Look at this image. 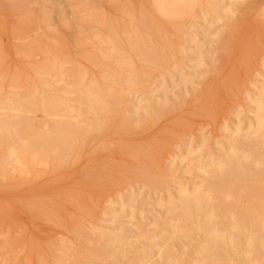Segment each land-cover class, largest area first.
<instances>
[{"label":"rangeland","instance_id":"obj_1","mask_svg":"<svg viewBox=\"0 0 264 264\" xmlns=\"http://www.w3.org/2000/svg\"><path fill=\"white\" fill-rule=\"evenodd\" d=\"M239 1L240 7L246 10L247 1ZM150 2L158 11L153 0ZM127 3L129 11L124 8ZM196 3L197 0H159L158 13L168 17V20H164L169 21L170 18V23L171 20L174 22V18L176 22L181 20L178 24L175 22L174 27L170 23L167 25L166 21L165 24L158 20V23H153L145 0H0V28H7L4 31L0 29V60L3 67L10 68L4 72H1L3 67L0 70V83L4 84V90L23 91L29 87L28 79L31 76L34 75L35 80L34 77L31 79L35 82L36 78H39V71V74H36L33 70L39 66L43 68L48 64L47 59H52L51 64H56L57 69L60 64L59 67L63 70L60 68L56 71L51 68L52 70L45 71L48 64L45 70L40 69L41 72L45 71L41 76L50 77L57 81L58 85H66L68 88L93 83L98 88L115 92L123 99V115L133 110L131 105L142 98L146 90L153 89L151 92L154 91L166 99L167 105L169 102H173V105L176 103L175 106L172 105L173 108L168 105L169 108L159 119L147 128L137 125L123 136L111 131L108 135L101 136L93 132L83 145L80 156L72 162L69 161V166L66 163L64 166L67 168H61L64 172H71L63 179L66 185L74 190L76 186L85 183V172L88 169L97 170L108 162L113 167L118 164L123 166V170L116 174L117 180H106L105 189L98 194L96 200L74 216L76 223L73 225H68L69 223L62 220L59 222L60 214L71 215L72 204L61 202L58 206L53 203V194L50 191H42L46 190V185H50L51 179L57 178L59 172L44 171L34 177L33 186L40 188L38 190L42 192L39 198L48 201L49 207L39 216H35V219L32 218V211L30 214V210L23 211L28 212L26 214L19 210L18 214L21 215L17 214L19 218L16 216V225L0 222V264H62L59 258L64 247L72 249L79 246L76 239L77 229L83 233L80 238L85 241V245L92 247L99 232L106 228L115 229L118 234L125 232L126 239L111 243L114 249L122 247L121 243L125 247L122 259L117 264H123L121 261L129 258L136 249L140 254H148L149 263L163 264L161 257H176L183 252L188 256L187 264L198 260L199 255L195 250L203 241L201 233L195 238L176 237L170 227L174 215L168 213L165 204L169 196L176 197L180 182L193 184L203 178L195 164H189L188 158H184L187 147L195 149L203 138L205 146L200 153L217 154L225 150L228 135L238 122L244 132L252 120L254 113L250 100L264 83V13L257 17L250 13H237L231 25L230 21L208 24L202 18L199 7L193 10L194 13L184 16L187 14L185 11ZM236 15L243 17L245 23L249 21L248 24H253L256 21L259 24H256L251 33L241 34ZM16 24L24 26L15 29ZM136 24L139 26L136 28L137 32L145 38L147 48L155 49L159 54V67L148 75L145 74L143 80L137 83L132 81L135 76L131 69L151 66L152 62L145 63L136 55L128 53L127 39L133 32L130 28ZM154 24L162 27V31L158 29L152 33L148 27ZM11 25L14 29L10 28ZM222 28L226 35L223 33L221 37H216L217 30ZM242 39H247L253 47L247 56L244 52L239 53ZM112 42L116 43L122 52L126 51L127 62H117L114 56L108 55L112 51ZM185 48L186 50L182 51ZM197 50L203 60L200 66L196 65ZM242 55L244 57H241ZM21 68L26 71L25 68H31L28 71L33 72L29 73L30 78L16 77L14 71L18 73ZM12 70L14 77L11 75ZM111 72L114 73L113 77L108 75ZM179 73L187 76L189 80L182 81ZM179 96H183L182 103L179 102ZM210 99H213V102H210ZM205 105L210 108L207 110ZM35 115L39 120L45 117L42 113ZM124 138V142L135 145L154 144V156L157 159L155 164L148 165L142 162L141 158L122 151L121 142ZM101 143L106 145L99 147ZM253 151L264 153V140L261 142L259 139L258 147ZM63 170H60L61 174L64 173ZM133 171L149 174L156 182L151 183L146 178L132 175ZM2 181L0 203L6 204L11 201L8 199L11 195L7 194L15 190L8 189L11 187L9 180ZM10 191L11 193H7ZM25 193L16 190V196L12 195L15 199L11 198L12 201L16 200L20 204L21 201L29 200L31 194ZM3 200L8 202L3 203ZM109 210L112 213H109ZM113 216L117 219L113 220ZM138 224L144 225L141 234L136 233ZM37 230L40 231L39 235ZM30 232L32 235L37 233L41 242L37 240L36 235L33 236L37 238L35 242L37 240L40 245L46 246L44 248L47 252L49 250V254L40 255L41 257L38 256L34 260L27 256L22 241L30 237ZM18 241L21 243H17ZM38 243L36 246H39ZM252 254V264H261L255 253ZM231 259L226 258V264H231ZM242 263L248 264V258L243 262L236 260L234 264ZM90 264L101 262L99 258H93ZM105 264L116 263L110 256H106Z\"/></svg>","mask_w":264,"mask_h":264},{"label":"bare ground","instance_id":"obj_2","mask_svg":"<svg viewBox=\"0 0 264 264\" xmlns=\"http://www.w3.org/2000/svg\"><path fill=\"white\" fill-rule=\"evenodd\" d=\"M242 1L244 2V0ZM246 1L245 10L240 7L239 0H197L196 5L185 11L187 14L184 16H188L196 7H199V12L203 16L202 18L206 20V23L221 22L223 24L230 21L229 24L231 25V21L234 20V15L237 13H250L256 15V17L264 13V0ZM145 4L153 17V23H158L157 20L163 23L166 21L164 19L168 17L158 13L152 7L150 0H145ZM127 5L128 3L124 5V8L129 11V5ZM242 15L240 14V16ZM240 16L236 15L239 21L238 26L242 30L241 34L251 33L255 29L256 24H259L256 21L253 24H248L249 21H246V19L247 23H245L244 19H242L243 17ZM180 21L178 19L179 23ZM172 22L171 20L170 23L169 18V21L165 23L167 25L170 23L175 27V18L174 22ZM178 22L176 23L178 24ZM6 25H9V23ZM17 25H14L15 29L19 26L22 27V25ZM136 25L130 28L133 32L127 39L128 53L136 55L145 63L152 62V65L131 69L135 76V78L131 79L135 83L140 82L143 80L142 77H145V74L148 75L153 69L159 67V54L155 49L149 50L147 48L145 38L137 32L136 28L139 26L138 24ZM155 25L158 24L148 27L152 33L158 29L162 31V27ZM1 26L2 24H0ZM14 27L11 29H14ZM3 28L5 30L6 27ZM249 28L252 29L249 30ZM222 30L223 28L218 29L215 36L221 37L220 35L224 33ZM242 40L243 43L239 45V53L244 52L245 56H247L246 54L252 52L253 47H251L252 45L248 43L247 39ZM110 48L112 51L108 55L114 56L117 62L128 61L126 51L122 52V49L116 43L112 42ZM184 50L186 48L182 51ZM196 53L198 54L196 65L200 66L203 62L201 53L198 50ZM241 57H244V55ZM244 59L247 60V57ZM47 60L49 65L46 64L43 68L38 65L40 68L38 67V70L35 69L36 71H33L37 72L36 74H42L48 69H56V71L60 68L62 69V67H59L61 66L60 64H58V69L56 64H51L52 59ZM0 66L1 70L3 67L1 60ZM5 68L4 66V70H1V72L10 70V68ZM25 69L27 71L23 70V68L18 69V73H16V70H12L11 75L15 72L14 74H17L16 77L28 79L30 78V72L28 71L31 68ZM40 69L46 70L41 72ZM58 72L62 73V71ZM113 72L108 75L113 77ZM39 75L40 79L36 78V82L33 81V79L35 80L34 75V78L31 76L33 79H28L29 87L23 89V91L22 89H19L20 91L18 89H16L18 91L13 89L4 90V84L0 83V183H3L2 180L6 181L7 179L10 181L11 187L8 189L11 191L13 189L15 193L16 190H19L22 194L25 192V194H31L29 200L21 201L18 204L16 200L15 202L12 201V199H15L13 198L15 193L7 192L11 193L7 195H11L8 199L12 202L6 203L8 200H3V203L6 204L0 203V206L2 205L0 207V222L3 223L5 221L6 223H12L11 225H16L15 223L17 222L14 221L18 217L19 210L22 213L30 210L29 214L32 211L31 214L34 216L30 215V217L35 219V216L45 212L50 204L48 201L39 198L41 192L50 191L53 194V203L58 206L61 202L72 204V207H70L71 215L60 214L61 219L59 222L62 220L65 223H69L68 225H73L76 223L74 216L84 211L88 204L90 206L96 200L95 198L98 194L105 189L106 180V182L108 180H117L116 174L123 170V166L118 164V166L113 167L108 162L107 165L97 170L88 169L85 172L87 174L85 183L82 186H76L72 190L69 185H66L65 179H63L67 173L69 175L71 173L68 171L64 172L63 169L67 168L64 165L80 156L83 145L93 132H97L101 136L108 135L111 131L123 136L130 133L134 126L139 125L142 128H147L154 124L169 107L173 108L176 103L174 102L173 105V102H169L168 107L166 99H163L154 91L151 92L153 89L151 91L146 90L143 92V97L131 105L133 110L123 115V99L118 97L115 92L98 88L93 83L68 88L66 85H58L57 81L50 77H48L49 80L47 77L41 75L40 77ZM179 76L184 82L189 80L187 76L181 73H179ZM182 97L179 98L181 103L184 101H181ZM210 102H213V99H210ZM250 103L253 105L254 113L252 120L244 132L241 131L239 122L237 123L233 131L228 135L225 150L217 154H212L211 152L201 154L200 152L203 151L202 147L205 146V139L203 138L195 149L190 147L185 149L184 158H188L189 164H195L203 178L193 184L180 182L181 184L176 189V197H173L174 195L169 196L165 206L168 213L174 215V221L170 223V227L176 237L182 239L195 238L200 233L203 237V241L195 250L199 258L191 264H226V258L230 257L232 258L231 264H234L236 260L243 262L245 258H248V264H252L253 252L256 259H259L261 264H264V153L253 151L258 147L259 139H261V142L264 140V83L255 93L253 99L250 100ZM207 104L209 105V102ZM208 108L210 107L208 106ZM36 113H42L45 117L39 120L36 118ZM124 140L126 139L124 138L121 142L122 151L133 157L141 158L142 162L148 165L155 164L157 159L154 156V151L156 150L154 144L135 145L124 142ZM105 145L101 143L99 147H104ZM69 164L66 165L69 166ZM62 167L63 169H61ZM60 170H63L65 174H61ZM44 171H51L52 173H57L58 171L59 173L56 175V179L54 177L55 180H50L52 181L49 182L50 185H46L44 188L46 190L40 192L38 190L40 188L33 186L32 180ZM132 175L146 178L151 183L156 182L149 174L141 171H133ZM67 186H69L70 190ZM64 206L67 205L65 204ZM62 208L60 209L61 211ZM60 210L58 211L59 213L61 212ZM109 213H112V211L109 210ZM115 219L117 217L113 216V220ZM137 228H139L136 231L137 234H141L144 231V225L138 224ZM76 231V239H78L80 247L77 246L71 249L65 246L59 258L62 264H90L93 258H99L101 264H105L106 256H110L113 262L117 264L122 259V252L125 250L124 244L121 243L120 246L122 245V247L114 249L111 247V243L126 239L125 232L118 234L115 229H103L97 235L94 245L87 247L85 241L80 238L83 235L81 230L77 229ZM31 235L32 233L29 238L21 240L26 247L27 256L33 260L38 256L41 257L40 255L46 256L49 250L47 252L44 248L46 246L38 243L41 240L37 235L38 239L35 238L39 240L38 242L37 240L35 242L33 237L35 235ZM17 243L21 242L18 241ZM36 243L40 247L36 246ZM147 255V253L140 254V251L136 249L129 258L121 261V263L160 264V262L149 263ZM187 257L185 252H183L176 257L171 255L161 257L160 261L163 264H187L189 260Z\"/></svg>","mask_w":264,"mask_h":264},{"label":"crops","instance_id":"obj_3","mask_svg":"<svg viewBox=\"0 0 264 264\" xmlns=\"http://www.w3.org/2000/svg\"><path fill=\"white\" fill-rule=\"evenodd\" d=\"M153 3L155 4V8L159 11V0H153Z\"/></svg>","mask_w":264,"mask_h":264}]
</instances>
